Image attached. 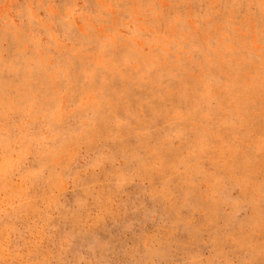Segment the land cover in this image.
Instances as JSON below:
<instances>
[{
  "label": "rangeland",
  "instance_id": "rangeland-1",
  "mask_svg": "<svg viewBox=\"0 0 264 264\" xmlns=\"http://www.w3.org/2000/svg\"><path fill=\"white\" fill-rule=\"evenodd\" d=\"M0 264H264V0H0Z\"/></svg>",
  "mask_w": 264,
  "mask_h": 264
}]
</instances>
